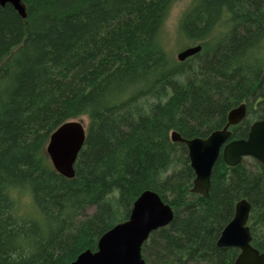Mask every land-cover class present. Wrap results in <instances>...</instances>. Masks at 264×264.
I'll list each match as a JSON object with an SVG mask.
<instances>
[{"label": "trees", "instance_id": "obj_1", "mask_svg": "<svg viewBox=\"0 0 264 264\" xmlns=\"http://www.w3.org/2000/svg\"><path fill=\"white\" fill-rule=\"evenodd\" d=\"M173 1L22 0L25 17L0 5V264H69L147 189L174 215L143 243L145 262L230 264L238 251L216 241L241 198L264 251V167L218 158L200 196L186 146L170 139L172 130L207 136L243 101L249 113L235 131L244 133L264 108L251 109L264 99V0H193L180 30L202 48L182 62L159 42ZM82 116L85 141L67 178L45 145Z\"/></svg>", "mask_w": 264, "mask_h": 264}, {"label": "water", "instance_id": "obj_2", "mask_svg": "<svg viewBox=\"0 0 264 264\" xmlns=\"http://www.w3.org/2000/svg\"><path fill=\"white\" fill-rule=\"evenodd\" d=\"M5 3L12 5L21 17H25L22 0H0V5ZM200 50V44L188 46L179 51L176 58L182 62ZM244 115V105L231 109L226 124L205 137L187 139L177 131L170 132L171 141L186 146L189 164L194 172L191 193L208 196L212 167L219 155L231 166L247 156L264 164V119L253 122L245 138L228 141L231 135L228 126L240 121ZM85 135L86 127L78 119L64 121L51 132L45 151L56 172L67 178L74 176V163L84 144ZM250 209L247 198L239 199L233 217L217 240L218 246L239 249L233 264H264V251H259L250 243V229L246 225ZM173 215L171 206L158 193L144 190L134 200L126 220L105 231L98 238L94 251H82L69 264H145L141 253L143 243L152 231L168 225Z\"/></svg>", "mask_w": 264, "mask_h": 264}, {"label": "rangeland", "instance_id": "obj_3", "mask_svg": "<svg viewBox=\"0 0 264 264\" xmlns=\"http://www.w3.org/2000/svg\"><path fill=\"white\" fill-rule=\"evenodd\" d=\"M192 2H193V0H191L190 6H191ZM175 3L178 6H183L185 3V0H175ZM175 22H176V9L173 7H170L167 15L165 17L164 23L160 29L159 42H160L161 47L165 50L166 54L168 55L169 59L172 61L178 62V60L176 58L177 53L179 51H181L182 49L188 47V46H192L193 43H191L190 41L188 42L187 39H185L183 37V35L181 34L180 27H179V29H177L175 26ZM210 40H214V39L212 38ZM78 120H81L82 123L84 124V126L86 127V125L88 123V119L86 116H82V117L78 118ZM246 160L247 161L245 162V165H247V167L250 169H255L253 167L252 160L248 159V158ZM22 201H28L27 196L26 197L21 196L20 202H22ZM23 210H24V208H22L21 211H23ZM32 211H33L32 208H30L28 210V216H34L35 217L37 211H35V210L33 212Z\"/></svg>", "mask_w": 264, "mask_h": 264}, {"label": "flooded vegetation", "instance_id": "obj_4", "mask_svg": "<svg viewBox=\"0 0 264 264\" xmlns=\"http://www.w3.org/2000/svg\"><path fill=\"white\" fill-rule=\"evenodd\" d=\"M193 45H196V44H193ZM202 48V47H201ZM264 104V99L262 100V99H257V100H255V101H253L252 102V104H251V109L252 110H258L259 109V104ZM239 105H244V107H245V115H244V117L240 120V121H238L237 123H235V124H230L229 126H228V129L230 130V132H231V135H230V137L228 138V141H230V140H233V139H240V138H245L246 137V135H247V133H248V131H249V128H250V125L253 123V122H255V121H258V120H262V119H264V108H262L261 110H259L260 111V113H258V114H256L255 116H254V118H252L250 121H249V124L247 125V128H246V130L244 131V133H236V131H235V129L237 128V126L238 125H240V123L243 121V120H245L246 118H247V116H248V113H249V108H248V106L246 105V103L243 101V102H240V103H238V104H236L235 106H233V107H231L229 110H228V112L231 110V109H233V108H235V107H237V106H239ZM228 112H227V114H228ZM227 114H226V120H225V123L223 124V126L226 124V122H227ZM223 126H221L220 128H222ZM216 129H219V128H216ZM237 135V136H236ZM197 137H205V136H197ZM218 158H220L222 161H223V163L225 164V166H228V167H234L235 165H228V164H226L225 162H224V160L222 159V157H221V155H219V157ZM217 158V159H218ZM251 159L252 160V162H253V167L255 168V169H257V168H262V167H264V164L263 163H261V162H258L257 160H255L254 158H252V157H249V156H247V157H242L241 158V160L237 163V164H241V165H243L244 167H246L247 169H249L248 167H247V165H245V162L247 161L246 159ZM213 168V167H212ZM212 172V171H211ZM210 181H211V177H210ZM194 194H197V193H194ZM199 195V194H198ZM201 196V195H200ZM250 214V213H249ZM249 217V216H248ZM231 220V219H230ZM229 220V221H230ZM228 221V222H229ZM228 222H226L225 224H224V226L222 227V229L226 226V224L228 223ZM246 225H248V219H247V221H246ZM248 227H249V225H248ZM222 229L220 230V232H219V235H218V237H217V240H218V238H219V236H220V233H221V231H222ZM250 229V228H249ZM250 235H251V241H250V243H251V245H252V234H251V231H250ZM146 240H148V238L146 239ZM216 244H217V241H216ZM218 246V245H217ZM253 246V245H252ZM218 247H227V248H235L238 252H237V254L239 253V249L237 248V247H233V246H218ZM254 247V246H253ZM237 256V255H236ZM236 256L233 258V260H231V262H230V264H233L234 263V259L236 258ZM145 264H150V262H145Z\"/></svg>", "mask_w": 264, "mask_h": 264}, {"label": "clouds", "instance_id": "obj_5", "mask_svg": "<svg viewBox=\"0 0 264 264\" xmlns=\"http://www.w3.org/2000/svg\"><path fill=\"white\" fill-rule=\"evenodd\" d=\"M190 3L191 0H185V3L183 6H178L175 3V0L173 2V4L171 5V7L176 9V22H175V26L177 29H179L181 21L183 19L184 14L186 13V11L188 10V8L190 7Z\"/></svg>", "mask_w": 264, "mask_h": 264}]
</instances>
